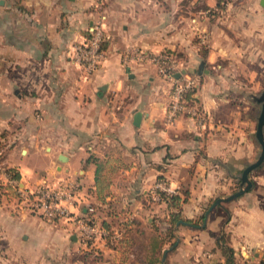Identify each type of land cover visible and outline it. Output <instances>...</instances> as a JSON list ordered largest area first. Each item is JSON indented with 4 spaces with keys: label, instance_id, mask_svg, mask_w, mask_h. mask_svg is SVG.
I'll use <instances>...</instances> for the list:
<instances>
[{
    "label": "crops",
    "instance_id": "1",
    "mask_svg": "<svg viewBox=\"0 0 264 264\" xmlns=\"http://www.w3.org/2000/svg\"><path fill=\"white\" fill-rule=\"evenodd\" d=\"M262 1L0 0V264H161L175 209L163 192H186L182 219L203 223L257 157L254 112L228 90L264 78ZM99 9L106 58L87 74L73 49ZM131 45L179 55L205 123L187 112L169 120L170 81L151 61L123 63ZM9 170L25 189L78 176L77 213L104 234L86 243L75 221L19 210L3 193ZM250 176L252 188L215 206L205 226L174 225L181 238L165 264H224L225 246L232 264L264 261V162Z\"/></svg>",
    "mask_w": 264,
    "mask_h": 264
},
{
    "label": "built area",
    "instance_id": "2",
    "mask_svg": "<svg viewBox=\"0 0 264 264\" xmlns=\"http://www.w3.org/2000/svg\"><path fill=\"white\" fill-rule=\"evenodd\" d=\"M237 0H221L226 8ZM100 8V7H99ZM99 15L93 20L90 27V36L76 43L73 49L75 60L80 63L87 74L95 72L106 58L107 15L99 9ZM151 61L155 63L165 79L170 81L172 90L168 103L169 120L172 121L180 112H187L201 123L208 118L202 109L195 103L188 105L185 92L195 85L190 78L182 74L181 58L174 51L160 53L149 52L146 49L131 45L122 53L125 64L136 61ZM177 72H181L177 76ZM0 161V165H1ZM13 178V177H12ZM11 187L3 190L19 210H29L38 213L50 221H75L80 237L86 243L102 236L104 231L91 222V216L77 213L78 206L85 197L81 193L83 183L78 176H67L46 180L33 188H22L19 180L11 179ZM90 210H93L90 207ZM253 264H264V261Z\"/></svg>",
    "mask_w": 264,
    "mask_h": 264
},
{
    "label": "water",
    "instance_id": "3",
    "mask_svg": "<svg viewBox=\"0 0 264 264\" xmlns=\"http://www.w3.org/2000/svg\"><path fill=\"white\" fill-rule=\"evenodd\" d=\"M262 2L264 4V0ZM176 75L180 76L181 72H177ZM141 116H142V112L138 110L134 116L135 124H137V125L140 124ZM256 136H257V138L261 144V151H260L258 158L255 161L249 163L243 169L242 174H241V181H240L239 188L237 190L233 191L232 193L226 195V196L217 197L209 205V207L206 209V211L204 213V221L202 224H195L189 220L179 219L175 225L176 229L179 227V225L181 223H185V224H189V225H195V226H205L207 224V220H208V217L210 215V212L212 211V209L215 206L222 204L225 201H230L232 199H235V198L239 197L240 195L244 194L246 191H249L252 188L253 180H252L250 174L255 168H257L258 166H260L264 162V102L262 104V108H261L260 114L258 116ZM61 159H63L62 155H61ZM73 238H75V236H73ZM180 238L181 237L178 234H176V240L163 251L161 264H165V260H166L168 252L178 245V243L180 242Z\"/></svg>",
    "mask_w": 264,
    "mask_h": 264
},
{
    "label": "rangeland",
    "instance_id": "4",
    "mask_svg": "<svg viewBox=\"0 0 264 264\" xmlns=\"http://www.w3.org/2000/svg\"><path fill=\"white\" fill-rule=\"evenodd\" d=\"M231 85L232 86H230L228 91H229V95L233 99V102H235L236 105L238 104V106H240L242 109L244 108V110H247V108L250 107L248 109L249 111H246L245 114L247 116V113H248L250 114L249 116H251V113L254 112V115L252 114V117L254 116V119L256 123L258 124V116L262 108V103L260 102L259 99H260V96L264 93V78H262L261 80L258 79V77L253 78V79L246 78L244 81L235 82L234 84L232 83ZM246 106L248 107L246 108ZM260 151H261V145L259 144L258 151L256 152L257 154L256 159L258 158ZM240 180H241V177H240ZM238 188H239V182H237L236 189H234V191L237 190ZM92 219L95 220L94 217ZM203 220H204V213L197 219V221L199 223H202ZM94 224H96L98 228L101 226V224H99L98 221L96 220ZM175 240H176V234L172 240V243Z\"/></svg>",
    "mask_w": 264,
    "mask_h": 264
},
{
    "label": "trees",
    "instance_id": "5",
    "mask_svg": "<svg viewBox=\"0 0 264 264\" xmlns=\"http://www.w3.org/2000/svg\"><path fill=\"white\" fill-rule=\"evenodd\" d=\"M219 5L220 7H222V3H221V0H219ZM169 51V50H167ZM170 52V51H169ZM196 91V86L193 85L192 87L188 88L185 92V99H186V103L188 105H191V104H194L195 101H194V96H193V93ZM11 171V170H9ZM10 175L13 177V178H18V175L15 174L13 171L10 172ZM185 196L182 197V195H180L179 193H162V197L164 199L167 200V202L169 203V205L173 206V208H175L172 212H171V216H170V222H171V227H170V230H169V234L171 235V238H174L175 237V234L173 232V229H174V225L176 224V222L179 220V219H182V213H181V208H180V205H181V202L186 199V195L187 193L185 192L184 193ZM93 218V217H91ZM91 222H95L94 219L91 220ZM225 249H226V254H227V258H226V261L224 264H232L233 262V250L226 247L225 246Z\"/></svg>",
    "mask_w": 264,
    "mask_h": 264
},
{
    "label": "flooded vegetation",
    "instance_id": "6",
    "mask_svg": "<svg viewBox=\"0 0 264 264\" xmlns=\"http://www.w3.org/2000/svg\"><path fill=\"white\" fill-rule=\"evenodd\" d=\"M260 102L263 104V102H264V93L260 96Z\"/></svg>",
    "mask_w": 264,
    "mask_h": 264
}]
</instances>
